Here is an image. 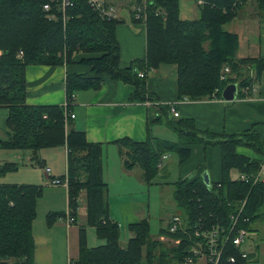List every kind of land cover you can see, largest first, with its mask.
Instances as JSON below:
<instances>
[{"label":"trees","instance_id":"16d2710c","mask_svg":"<svg viewBox=\"0 0 264 264\" xmlns=\"http://www.w3.org/2000/svg\"><path fill=\"white\" fill-rule=\"evenodd\" d=\"M69 1L71 6L64 12L52 3L48 14L42 8L49 0H0V109L6 111V137L0 138V149L29 150L35 159L40 149L65 146L66 174L60 178L68 180V211L75 219L78 198L84 192L86 226L94 228L97 238L104 242L88 248L86 230L81 227L78 256L69 262L182 264L189 255L190 238L180 232L169 233L166 228L158 236L180 239L179 245L168 247L151 239L147 217L129 224L127 230L132 236L125 245L120 243V229L109 215L108 186L102 179L103 146L89 143L83 131L73 129L69 117L74 94L98 90L107 78L133 86L129 103L152 105L148 110L146 141L122 138L114 142L124 169L130 171L138 166L144 183L150 185L158 175L162 155L176 153L181 164L190 157L194 146L218 147L220 180H209L210 184L206 185L205 170L190 179H179L172 184L174 203L190 232L191 226L199 221L228 225L230 216L236 215L245 201L238 221L251 231L254 221L264 219V183L250 187L231 176L234 171L253 173L259 167L264 157V141L258 132L248 129L240 134H217L197 129L192 119L169 118V106L155 103L146 85L148 71L161 64H173L177 67L178 101L221 100L228 84H237V99L250 98L252 87L264 71V58H236L238 37L223 30L247 0H204L203 5H197L199 18L189 21L179 19L178 0H146L145 56L125 68L119 65L120 48L115 36L116 26L123 21L101 19L84 0ZM254 3L258 10L264 11V0ZM47 14L55 17L50 19ZM28 65H83L89 72L66 74V105H27L25 68ZM224 65L230 68V75L226 81H220ZM138 72H144L145 76L139 77ZM162 122L176 134L177 142L149 134L151 126ZM240 147L250 149L259 159L236 153ZM16 169L15 163H4L0 165V175ZM42 194L40 185H0V264H34L32 223ZM65 215L49 212L46 223L51 226ZM244 218L249 222L242 223ZM229 257L235 261L230 263ZM248 260L249 257L241 258L239 248L229 245L220 264H246Z\"/></svg>","mask_w":264,"mask_h":264},{"label":"crops","instance_id":"0c3cea01","mask_svg":"<svg viewBox=\"0 0 264 264\" xmlns=\"http://www.w3.org/2000/svg\"><path fill=\"white\" fill-rule=\"evenodd\" d=\"M196 1L178 0V17L180 20L189 21L199 18L200 11ZM231 23V28L226 30L225 27ZM223 30L236 34L238 37L236 58H264V11L258 10L254 0L247 1L240 8L237 17L223 26ZM115 36L120 48V67H128L133 61L144 58L146 32L143 21L135 23L132 20H124L116 26ZM68 72L88 73L89 68L83 65L26 66L25 103L27 105H65L67 103L65 76ZM146 75L147 90L156 99L155 103L161 106H169L172 103L179 102L177 104L178 118L192 119L197 129L208 130L217 134H240L248 129H253L258 132L260 138L264 141V71L259 82L252 87L255 90L251 91L252 96L250 98L236 99L229 103L215 98L202 101H178L177 67L173 64H161L158 68L148 71ZM133 90V86L129 84L107 78L98 90L75 93L71 102L74 115L72 119L73 129L83 131L89 143H100L103 146L102 179L108 188L110 184L106 181L103 170L104 158L107 155L108 165L116 163V160L119 165L122 166L123 164L119 148L114 142L122 138H129L134 142H144L148 138V110L152 105L149 102L129 103L128 98ZM152 133L153 126L149 128V134L155 137ZM5 137V133L0 132V138L5 139ZM236 153L249 159L259 157L253 151L244 147L237 148ZM66 154V147L61 145L40 149L35 154V159H33V154L29 150L0 149V165L14 163L12 162L14 159L21 158L23 167L27 169L35 170V166L42 168L40 172L36 171L37 173H35L32 171L30 175L17 180L15 183L8 184L30 185L35 184L39 179L49 182L52 177H61L66 172ZM46 167L49 168V173L45 172ZM122 168L124 169L123 166ZM133 169L122 172L129 174ZM203 171L204 174L208 175L211 182L220 180V151L218 147L203 149L201 146H194L190 157L180 164L179 179H190ZM109 179L111 183L114 178L110 175ZM139 181L141 184L144 182L142 174ZM3 184L7 183H0V185ZM42 187L44 189V186ZM50 188L60 191L61 196H63L60 205L63 208L55 210L57 208H54L56 205L54 202V206L47 208L49 210L47 212L63 211L67 206L66 187L51 186ZM42 198H44V191L38 203ZM82 198L85 201L84 192L78 198L77 215L71 225H66L59 219L53 225L47 226L45 223L47 212H37V216L32 223L34 241L32 260L34 264H68L70 260H76L78 256V231L81 227H85L86 244L87 247L89 246L90 240L87 230L94 228L86 226V209L80 205ZM142 208V203L123 202L119 204L117 214L121 215V219L124 221L121 227H125L127 230L129 224L140 221L142 218L139 219V216L142 215ZM114 213V208L109 205V215L112 221ZM42 216L44 218L39 219ZM79 218H83V222H81L83 225L78 224ZM126 230L122 231L124 232L123 240L120 237L122 245H125L132 236ZM103 244L104 242L98 246ZM246 253L248 256L251 255L248 252Z\"/></svg>","mask_w":264,"mask_h":264},{"label":"rangeland","instance_id":"374dc122","mask_svg":"<svg viewBox=\"0 0 264 264\" xmlns=\"http://www.w3.org/2000/svg\"><path fill=\"white\" fill-rule=\"evenodd\" d=\"M120 14L124 18V20L129 21V14L127 10L121 11ZM231 26L232 23L229 26L225 27V29L226 30L230 29ZM171 116L172 115L170 114L169 118H171ZM5 118H6V111L0 109V132L2 133L6 130ZM152 134L153 136L161 140H167L171 142L178 141L176 134L166 126L165 122L154 125ZM12 162H14L18 168L16 171L8 172L5 175L0 176L1 184L3 182H6L7 184L15 183L17 182V180H20L21 178L30 175L32 171L35 173H37L36 171L39 172L42 171V168L39 166H35L36 167L35 170L33 169L31 170L23 167L21 163L22 162L21 158L14 159ZM56 165H58V163H56ZM122 166L118 164L117 160L116 163H112L108 165L107 155L104 158V163H103L104 176L106 178V181L109 182L110 184V185L108 184L109 188H108L107 197H108L109 205H111L115 211L114 216L112 218L113 221L117 225H119L121 240H123V234H124V232L122 231L126 230V228L121 227L124 224V221L121 219V215L117 214V209L119 204L123 202H133V203L136 202L143 204L142 215L139 216V219L143 217L148 218L150 237L151 239L158 240V236L160 235L161 230L166 229L167 222L170 220V218H172L173 215H177L180 217L183 216L182 212L176 208V205L172 197V188H173L172 184L177 182L180 178L179 157L176 153H169L167 160L163 162L162 166L158 170V175L150 185H147L144 182H142V184L140 183L139 178L141 177L142 171L138 166L135 167L133 171H131L129 174H125L124 172H122V171H126L122 168ZM47 168L48 167H46L45 169ZM65 174L66 172H64L63 175ZM110 175L113 176L114 178L111 183L109 179ZM237 175L238 173L234 171L231 177L235 178L237 177ZM55 178H60V177H55ZM19 185H29V184H19ZM30 185L44 186L43 189L44 198H42L39 203L37 202V206H36V211L38 213L49 211L47 210V208L53 207L54 202L56 203L54 208H57L55 210H61V208H63L62 205H60L63 196H61V193L58 189L50 188L52 185H50L49 182H47L46 180L39 179V181H36L35 184H30ZM80 205L82 208L85 207L84 198H82ZM67 211L68 208L66 206L63 211H57V212H64L66 214ZM43 218L44 216H42L39 219L42 220ZM62 222L64 223L63 220ZM81 222H83V218L78 219V224L83 225V223ZM45 223H46V218H45ZM250 228L251 230H253V232L251 231L248 232L249 235L245 239L244 243L241 245L240 249L242 251L251 254L248 256L249 260L248 263L246 264H264V219L253 222L250 225ZM87 232L90 240L88 248H93L103 243L100 242L101 240L99 241V239L97 238L94 229L89 228ZM127 233H129V231H127ZM167 239L168 240L165 239L163 244H165L168 247L174 245L172 239L169 238Z\"/></svg>","mask_w":264,"mask_h":264},{"label":"built area","instance_id":"2783aa9c","mask_svg":"<svg viewBox=\"0 0 264 264\" xmlns=\"http://www.w3.org/2000/svg\"><path fill=\"white\" fill-rule=\"evenodd\" d=\"M57 1V2H55ZM49 0L43 5V10L48 14L51 11V5H56L59 11L64 12L67 6H71L69 0ZM89 8L95 12L101 19L105 20H121L124 18L121 16L120 12L127 10L129 14V20L134 22H142L145 19V1L146 0H84ZM249 1V0H247ZM53 3V4H52ZM57 3V4H56ZM197 5H203L204 0H197ZM48 18L53 19L54 14L48 15ZM65 17L63 18V21ZM144 72H138L139 77H144ZM230 75V68L224 65L219 74L220 81H226ZM255 89H251V91ZM172 103L169 105L170 114L174 118L179 117L177 110V104ZM66 105V104H65ZM70 119L74 118L73 113H70ZM65 124H67V115L65 116ZM168 154H164L160 157L158 162V167L160 168L165 160H167ZM46 173L50 170L47 168ZM233 180L254 187L260 183H264V157L260 159L259 167L253 173H238L237 177L232 178ZM52 186H63L67 188L68 180L65 178H54L49 180ZM245 201L240 206L236 215L230 216V222L228 225L223 224H211L209 225L206 221H199L191 226V231L189 232L186 223L182 220L180 216H173L168 225L167 231L169 233L180 232L188 239L190 238L189 255L185 257L182 264H220L223 254L227 251L229 245L234 248H239L244 243L245 239L249 235L246 228L239 224L238 218L240 216L241 210L244 207ZM66 225H71L74 222V218L67 211L65 217L61 219ZM249 219L244 218L242 223H248ZM119 227V225H118ZM168 240L165 236L158 238L160 242ZM174 245L180 244V239L172 240ZM241 250V249H240ZM248 254L241 250V258L245 259ZM230 263L235 261L234 257H229L227 259ZM68 264H71L68 262Z\"/></svg>","mask_w":264,"mask_h":264},{"label":"water","instance_id":"95a60500","mask_svg":"<svg viewBox=\"0 0 264 264\" xmlns=\"http://www.w3.org/2000/svg\"><path fill=\"white\" fill-rule=\"evenodd\" d=\"M237 94H238V86H237V84H228L224 88L221 96H222V99L225 102L229 103V102H233L234 100L237 99ZM203 180H204V183L206 185H209L210 184L209 183L210 182L209 181V177H208L207 174H204L203 175Z\"/></svg>","mask_w":264,"mask_h":264},{"label":"bare ground","instance_id":"6f19581e","mask_svg":"<svg viewBox=\"0 0 264 264\" xmlns=\"http://www.w3.org/2000/svg\"><path fill=\"white\" fill-rule=\"evenodd\" d=\"M145 4H146V1H145ZM145 8V7H144ZM72 100V99H71ZM223 100V99H222ZM70 104V103H69ZM63 178H65V177H63Z\"/></svg>","mask_w":264,"mask_h":264}]
</instances>
